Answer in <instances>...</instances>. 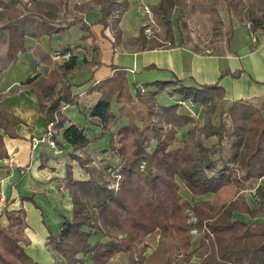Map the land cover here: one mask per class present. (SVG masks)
I'll list each match as a JSON object with an SVG mask.
<instances>
[{
    "label": "trees",
    "instance_id": "trees-1",
    "mask_svg": "<svg viewBox=\"0 0 264 264\" xmlns=\"http://www.w3.org/2000/svg\"><path fill=\"white\" fill-rule=\"evenodd\" d=\"M220 1L203 0L198 4L203 13L211 14L216 29L223 25L216 8ZM222 1L229 11L239 10L237 14L243 11L242 0ZM260 2L263 4L264 0ZM66 3L65 0H0V75L18 62L20 54L30 51L27 38L40 40L75 25L87 33L82 39H92L85 53L96 52L92 59L85 57L81 64L72 54L65 63L53 64L48 77L36 74L25 81L37 95L40 113L49 117L52 140L59 149L71 145L69 156L86 174L85 178H76L74 167H65L64 182L72 210L70 217L62 216L61 230L49 234L48 246L56 256L52 264H109L120 252L130 254V264H192L195 258L199 264H264V184L250 187L253 181L264 178V106L256 107L246 99L220 106L226 95L220 80L228 74L238 77L241 72L226 69L215 84L188 85L177 77L138 87L135 84L134 96L127 71L112 65L114 73L110 77L86 89L88 95L100 93L85 114L86 124L101 129V134L90 138L87 125L73 122L64 108L80 107L82 99L74 87L84 82L73 84L69 77L102 65L98 60L100 47L95 44L98 35L93 24L83 17L72 20L64 17ZM96 5L101 13L98 23L104 29L111 26L120 39V23L129 9V1L89 0L74 3L71 9L82 14ZM187 5L188 0H159L150 7L157 19L171 25L175 9L178 8L179 18ZM263 24L261 18H252L249 29L256 31ZM227 36L226 48L230 50L233 28ZM135 39L142 45L141 50L175 46L174 39L169 44L149 42L143 31ZM81 48L80 44L67 46L64 52ZM34 52L45 60L49 58L40 47ZM161 92L177 98L162 105L157 100ZM114 99L122 103L121 113L129 115L131 120L138 115L141 125L131 121L116 128L119 115L112 109ZM185 100L205 107V124L195 123L190 114L179 110L180 101ZM217 112L219 116L214 121ZM22 122L0 104V127L4 130L0 134V160L8 157L3 137H18L15 127ZM190 125L182 145L176 147L179 129ZM106 136L109 150L103 152L112 153L117 161L100 167L84 149ZM40 157L41 166H45L50 152L43 150ZM230 184L236 185L237 192L247 194L239 193L220 205L196 199L218 193ZM182 187L189 192L191 200L181 195ZM35 196L36 193L20 195L21 204L26 201L35 204ZM3 213L8 225L0 226V264H42L25 250L30 240L25 237L28 225L23 205L20 209L5 207ZM191 217L196 222H190ZM195 229L199 233L196 244L192 233ZM156 231H160L159 246L146 256V245L140 247L138 243ZM96 235L101 239L96 244L90 243Z\"/></svg>",
    "mask_w": 264,
    "mask_h": 264
},
{
    "label": "crops",
    "instance_id": "crops-1",
    "mask_svg": "<svg viewBox=\"0 0 264 264\" xmlns=\"http://www.w3.org/2000/svg\"><path fill=\"white\" fill-rule=\"evenodd\" d=\"M86 1L89 0H68V7L71 9L74 3ZM158 1L156 0L152 4ZM99 12L100 6L96 5L93 10L86 13L81 14L73 11L72 14L74 15L71 17H83L86 22L94 24L93 30L98 35L97 41L100 44L98 60L102 62V65L98 67L97 65L89 67L79 71L75 77H69L73 84L84 82L83 85L74 87V92L80 93L82 98L80 107L68 105L64 108V111L70 115L73 122L81 125L86 124L85 114L89 113L88 110L100 96V93L88 95L86 89L91 84H97L110 77L114 73L112 65L119 66L127 71L128 84L134 96L135 84L138 87L143 83L168 81L174 77L185 80L188 85L215 84L226 69L231 72H241L238 77L228 74L220 80V85L223 86L224 92H226L220 106L227 107L236 99H246L254 103L255 106H264V41L254 45L246 26L247 34H242L244 37H241L243 38L241 43H237L234 36L230 42V50L226 48L215 54L194 50L193 47L184 44L175 45L171 48L131 51L122 49L121 45H114L111 42L114 40L108 33L111 26L104 29L102 24L98 23L101 14ZM124 14H129L128 10ZM92 15H94V18H91ZM124 19L125 17L122 20L124 21ZM74 27H79V25L70 27V29ZM70 29L68 28V31ZM59 34L62 33H56L51 37L43 36L40 40L27 38L26 46L30 48V51L20 54L18 62L0 75V104L3 110L23 120L15 127L18 137H3L8 157L0 160V226L8 225V220L3 213L5 207L11 210L20 209V206L23 205L24 208L33 211L32 213L38 218L40 225L37 230L33 229L32 225L29 224L28 217H26L28 227L25 230V237L30 240V245L25 246V250L42 264H51L56 260L55 254L51 252L48 246V237L52 229L46 223L44 206L53 205L59 208L60 218L56 220L54 232L60 231L63 222L62 216L70 217L72 210L71 199L64 182L66 177L65 167L72 165L76 178L86 177L85 172L80 167L78 169L81 170V173L77 172V162L72 160L68 154L73 149L71 145L65 144V149L52 148L46 143L37 147L33 146V140L40 139L45 135L49 117L40 113L37 95L34 93L32 86L26 84L25 81L36 74L48 77L53 64H63L70 58L72 51L64 52L65 48H62L56 40ZM86 35V32L82 34V36ZM124 40L121 41L124 43L126 42ZM38 47L42 48L48 55L47 60L40 53L38 56L34 52V49ZM55 53L60 54L58 60H54L52 57ZM90 54V56L87 54L89 60L96 55V52L91 51ZM73 55L77 56L78 61H80L79 51L74 52ZM150 89H154V87ZM169 89L172 90L173 87H169ZM180 103V108H184V112L190 114L195 123L202 124L206 122L207 113L203 106L194 104L189 100L180 101ZM86 125L87 134L90 138L98 136L101 132V129L96 125ZM190 127L191 125L184 127L183 130L188 131ZM3 131V128L0 127V134H3ZM106 139L107 136L99 142L89 144L84 149L91 154L95 164L102 165L107 160H112L115 163L117 161L112 153L98 151L101 147L100 143ZM183 140L176 139L175 146H181ZM43 150L50 152V157L45 166H41L40 153ZM257 182L263 184L264 178L253 181L250 187H254ZM32 193H36V203L26 201L21 204L20 195ZM186 193L190 195L188 191ZM218 193L208 194L199 199L197 197V200H208L215 205H220V203L213 201V196ZM192 264H199V259H193Z\"/></svg>",
    "mask_w": 264,
    "mask_h": 264
},
{
    "label": "rangeland",
    "instance_id": "rangeland-1",
    "mask_svg": "<svg viewBox=\"0 0 264 264\" xmlns=\"http://www.w3.org/2000/svg\"><path fill=\"white\" fill-rule=\"evenodd\" d=\"M24 1L26 2L27 0H24ZM65 1H67V3L64 8V17L68 18L69 20H72L73 18L71 17L74 15L72 14L73 11L72 9L68 7L69 5L68 0H65ZM128 1H129V9H128L129 14H123L122 19L123 17H125V19L124 21L121 20V23H120L121 30H122V36L120 39L124 40L126 38L124 40L126 42L123 43L118 37H116L111 27L110 29H108V33L114 39L111 41L114 45H121L120 47L122 49L131 50V51L142 49V45L135 39V37L137 36L139 37V35L143 31L149 42H153L154 40H156V42H159L162 44H169L170 41L174 39L175 45L184 44V45L193 47L194 50L195 49L199 51L209 50L210 53L215 54V53L221 52L223 49H226V42H227V37H228L227 35H228V32L232 28L234 30V36H235L233 37L237 40V43H241L243 41L242 40L243 38L241 37H244L242 34H245V35L247 34V28L249 29V21L252 18H261L262 21H264V3L262 4L260 0H242L243 11L241 12V14H237L239 10H237L236 12L229 11L227 8H225L226 6L225 4H223L222 0L220 2H217L216 8L220 11L221 13L220 15H221L222 22H223V25L219 27L218 29H216L214 26V21L212 19L211 14L203 13L201 9L198 8L199 2L201 3L203 2V0H188V5H187L188 7L183 12L182 17H179V18H178V15H179L178 8H176L172 16L173 23H171V25L165 24L164 22L160 21L154 16L153 12L151 11L150 6L153 5L152 3L155 2L156 0H128ZM91 18H94V15H92ZM100 18H101V14H100ZM241 19L242 21H240ZM110 22L111 23L113 22L112 18ZM84 32L85 31L81 29V27L79 26V27H74L73 29H70L69 31L67 30L64 33L59 34V36L56 37V40L58 41V43L61 45L62 48H66L68 45H73L71 47H74L80 44L82 46L80 50L77 49L71 52L72 54L74 52H78V51L80 52V55H78L80 58L79 64L82 63V60L85 57L87 58V54L88 56L91 55L90 53H85V49L89 48L92 45V39L91 38L87 40L82 39L83 37L82 34ZM250 32L251 30L249 29V33ZM253 32H256L258 36L260 37V39L264 41L263 39L264 38V24H263V27H260L256 31L253 30ZM95 44L99 45L100 47V44L97 40H95ZM161 94L163 95L161 96ZM157 100L162 105H168L174 102L171 96L168 94V92L159 93L157 95ZM137 104L138 103L136 102V105ZM252 104L254 105V103ZM121 107H122V103H118L114 99L112 103V109L119 115V120L116 123L117 124L116 128H120L123 125L129 124L131 121H134V123L138 126L141 125V120L138 115H134V120H131V117L129 115L121 113V110H120ZM179 110L181 112H184L185 109L180 108ZM218 116H219V113L217 112V115L215 116V119L213 120L217 121ZM203 124L205 123H202V125ZM183 129L184 128H181L178 131V134H177L178 140H183L184 138L187 137L188 131L183 130ZM99 134H101V132ZM103 139L98 140V142ZM45 143L48 144L47 141ZM154 145L155 144L153 143L152 147ZM48 146L51 147L50 145ZM100 146L101 147H99L100 149L98 150L99 152L104 151V150H109V137H107L105 141L101 142ZM108 162L115 163L112 160L110 161L107 160V162L102 163V165L98 163L96 165L100 167L101 166L105 167L106 165L110 164ZM76 167H77L76 168L77 172L81 173V170L78 169V167H80L78 163H76ZM257 184L260 185V183L257 182L254 187H257L258 186ZM114 186L116 187L117 185H114ZM236 188L237 187L235 184H230L226 186L225 189L223 190L221 189L220 190L221 192L213 196L214 198L213 201L215 203L221 204L224 201H227V200L229 201L230 199L236 197L237 193L238 194L240 193L242 196L247 194L245 193V191L237 192ZM185 190L186 189L184 187L180 189L181 195L185 199L191 200L192 197L188 195V193H186L187 191ZM199 198L200 197H198V199ZM251 203L253 206H257L255 205L254 201H251ZM44 207H45V217L47 218L46 223L49 225L50 229H52L53 233H58L59 231L58 232H54V231L56 229L55 228L56 220H59L60 218L59 208L53 205H48V206L45 205ZM25 209H26L29 224L32 225L33 229L37 230L38 229L37 227L40 225V223L38 222V218L34 216V214L32 213L33 211L27 208ZM189 214L192 215L190 211H189ZM189 221L196 222V219L194 217H191ZM192 233L194 234V243L196 244L198 241L197 238L199 237V233L197 232L196 229L193 230ZM100 239H101L100 235L93 236L90 240V243L96 244ZM159 239H160V231H156L155 233L149 236H146V238L141 240L138 243V245L140 247L146 245L147 249L145 251V255L150 256L158 248ZM135 255H137V252H135ZM32 258L38 261L34 257ZM109 264H130V254L120 252L114 256L111 263Z\"/></svg>",
    "mask_w": 264,
    "mask_h": 264
},
{
    "label": "built area",
    "instance_id": "built-area-1",
    "mask_svg": "<svg viewBox=\"0 0 264 264\" xmlns=\"http://www.w3.org/2000/svg\"><path fill=\"white\" fill-rule=\"evenodd\" d=\"M250 38H251V41L254 44H257L259 41H262V39H260V37L258 36V34L256 32H253V31L250 32ZM205 51L207 53H210L209 50H205ZM59 58H60V54L59 53H55L53 55V59L54 60H58ZM52 129H53V127H52V124L50 123L47 126V130H46L45 135L42 136L40 139L33 140L34 141L33 146L34 147H37V146H39L41 144H44L47 141L48 145H50L52 148H57L55 142L52 140V137H51L52 132H53Z\"/></svg>",
    "mask_w": 264,
    "mask_h": 264
},
{
    "label": "water",
    "instance_id": "water-1",
    "mask_svg": "<svg viewBox=\"0 0 264 264\" xmlns=\"http://www.w3.org/2000/svg\"><path fill=\"white\" fill-rule=\"evenodd\" d=\"M262 115H263V118H264V110H262Z\"/></svg>",
    "mask_w": 264,
    "mask_h": 264
}]
</instances>
